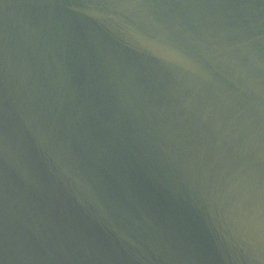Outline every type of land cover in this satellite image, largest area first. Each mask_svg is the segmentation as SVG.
I'll return each instance as SVG.
<instances>
[{
    "label": "water",
    "instance_id": "95a60500",
    "mask_svg": "<svg viewBox=\"0 0 264 264\" xmlns=\"http://www.w3.org/2000/svg\"><path fill=\"white\" fill-rule=\"evenodd\" d=\"M0 264H264V0H0Z\"/></svg>",
    "mask_w": 264,
    "mask_h": 264
}]
</instances>
